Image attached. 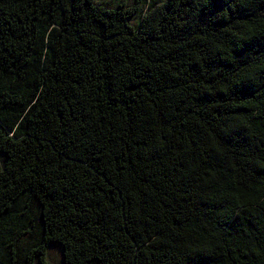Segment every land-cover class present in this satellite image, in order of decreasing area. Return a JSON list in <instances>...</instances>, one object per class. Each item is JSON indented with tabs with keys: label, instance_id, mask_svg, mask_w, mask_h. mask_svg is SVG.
<instances>
[{
	"label": "trees",
	"instance_id": "trees-1",
	"mask_svg": "<svg viewBox=\"0 0 264 264\" xmlns=\"http://www.w3.org/2000/svg\"><path fill=\"white\" fill-rule=\"evenodd\" d=\"M264 264V0H0V264Z\"/></svg>",
	"mask_w": 264,
	"mask_h": 264
},
{
	"label": "rangeland",
	"instance_id": "rangeland-1",
	"mask_svg": "<svg viewBox=\"0 0 264 264\" xmlns=\"http://www.w3.org/2000/svg\"><path fill=\"white\" fill-rule=\"evenodd\" d=\"M48 264H60V256L56 248H51L47 258Z\"/></svg>",
	"mask_w": 264,
	"mask_h": 264
}]
</instances>
